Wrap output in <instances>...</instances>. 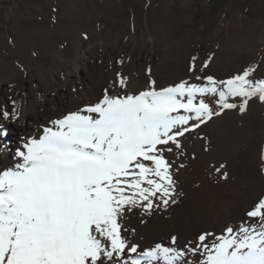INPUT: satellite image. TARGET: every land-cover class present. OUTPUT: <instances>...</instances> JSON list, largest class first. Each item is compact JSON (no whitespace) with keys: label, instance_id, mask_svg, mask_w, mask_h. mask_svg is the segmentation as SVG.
Listing matches in <instances>:
<instances>
[{"label":"snow or ice","instance_id":"obj_1","mask_svg":"<svg viewBox=\"0 0 264 264\" xmlns=\"http://www.w3.org/2000/svg\"><path fill=\"white\" fill-rule=\"evenodd\" d=\"M197 59L189 78L163 87L150 79L135 93L118 72L95 102L20 135L14 147L0 124V264H264V197L238 226L202 231L183 247L176 235L142 247L127 227L132 215L167 211L183 195L175 177L197 130L227 111L244 114L250 101L264 103L259 64L217 78L204 74L212 56L199 66ZM9 99L0 117L14 123L23 103ZM225 168L214 170L226 180Z\"/></svg>","mask_w":264,"mask_h":264},{"label":"rangeland","instance_id":"obj_2","mask_svg":"<svg viewBox=\"0 0 264 264\" xmlns=\"http://www.w3.org/2000/svg\"><path fill=\"white\" fill-rule=\"evenodd\" d=\"M193 55L198 66L212 56L206 75L227 78L257 63L255 77L264 78V0H0V106L11 110L9 98L20 100L17 121L33 126L31 135L57 118L48 111L28 124L32 113L51 106L55 89L62 98L71 92L92 101L118 72L133 93L150 79L163 87L190 77ZM197 132L175 177L178 192L193 186L191 217L188 208L181 211L179 232L175 220H162L159 212L132 215L127 227L137 230L133 239L142 247L167 244L175 233L180 247L202 231L219 235L264 197V180L245 175L248 166L264 170V103L250 101L244 114L227 111ZM6 161L11 164L10 155ZM220 164L226 180L214 170Z\"/></svg>","mask_w":264,"mask_h":264},{"label":"bare ground","instance_id":"obj_3","mask_svg":"<svg viewBox=\"0 0 264 264\" xmlns=\"http://www.w3.org/2000/svg\"><path fill=\"white\" fill-rule=\"evenodd\" d=\"M86 94V93H85ZM84 94V95H85ZM54 98L53 100L51 101V106L50 107H46L44 108L43 110H45L43 112V110H39V111H36L34 113H32L30 115V121L28 122V124L31 126V125H36L38 124L39 122V118L41 117V115H46V112H50V114H54V116L58 117L59 115H61L63 112H67V111H71V110H75L77 109L78 107H81L83 106V104H86V103H91V102H95L97 100V98L95 100H88V94L86 95V97L84 96V100L81 102V99L80 97L77 98L76 95H74L73 93L70 92V94L67 96V97H64L62 98V95L59 94L57 92V90L55 89L54 91ZM82 98V97H81ZM73 102H74V105L76 103L77 106H74L73 105ZM0 124H3L4 127L8 128L9 129V132H10V136L8 137L9 140H11L13 142V147L16 145V142L18 141V138L20 135H25V136H28L29 134L31 135V133L33 132V126L32 127H28V128H25V124L26 122H24L23 120H21L20 122L19 121H15L14 123L11 122V121H4L2 119V117H0ZM33 134V133H32ZM255 151V150H254ZM257 152V151H255ZM260 155H264V147H262V149L260 150ZM248 158L252 157L253 156V152H249V154L247 155ZM8 159V156H6L4 158V161H6ZM7 162V161H6ZM245 171H247L245 173V175H248V172H251L252 174L254 175H251L252 177H248L252 180H261L263 181L264 180V170L261 172V168L259 170H256L255 168L254 169H251L250 166L248 167H245ZM250 174V173H249ZM259 177H258V176ZM195 177V176H194ZM208 177V176H207ZM215 179V177H214ZM223 180V179H222ZM221 181V180H220ZM184 185V184H183ZM182 185V186H183ZM194 185V184H193ZM203 185V183H202ZM193 187V186H192ZM190 188L188 189L187 191L183 192V195L178 199L177 203L175 205H173L171 208H169L167 211H164V212H159V215H158V218L162 219V220H175V222L178 224L176 225L177 226V229L178 231L180 232L181 231V226H182V223H181V219H179L180 217V213L181 211L184 209V210H187L188 208V217L190 218L191 217V214H192V211H191V208H192V203H193V198H194V190L193 188ZM195 187V186H194ZM181 189V188H180ZM178 190V189H177ZM186 190V189H184ZM196 202V201H195ZM255 204V203H254ZM184 214V213H183ZM156 217V216H155ZM152 218V217H151ZM150 218V220H151ZM188 218V219H189ZM154 219V218H153ZM159 219V220H160ZM158 220V219H157ZM156 220V221H157ZM187 221V220H186ZM154 222V221H153ZM160 222V221H159ZM179 222V223H178ZM165 223V222H164ZM170 224V223H169ZM164 225V224H163ZM174 225V224H173ZM169 226V225H168ZM172 229V228H171ZM175 230V229H174ZM145 232V231H144ZM173 233V232H171ZM176 234V233H175ZM174 234V235H175ZM177 236V234H176ZM179 237V236H178ZM135 238V237H134ZM179 239V238H178ZM138 240V239H137Z\"/></svg>","mask_w":264,"mask_h":264}]
</instances>
